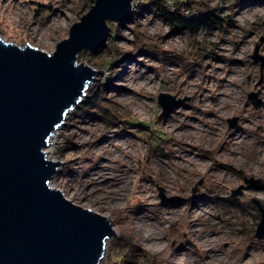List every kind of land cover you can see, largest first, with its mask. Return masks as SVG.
Here are the masks:
<instances>
[{
    "label": "rangeland",
    "instance_id": "1",
    "mask_svg": "<svg viewBox=\"0 0 264 264\" xmlns=\"http://www.w3.org/2000/svg\"><path fill=\"white\" fill-rule=\"evenodd\" d=\"M196 1L195 16L213 10L234 24L174 30L135 0V21H110L107 44L78 56L104 70L87 97L100 85L105 94L100 106L71 110L46 152L63 161L50 186L118 231L100 264H264L253 201L264 207V69L251 57L257 46L264 56V0ZM92 4L0 0V37L56 50ZM162 92L188 99L163 115ZM152 225L162 231L155 241L143 236ZM203 235L213 239L201 246Z\"/></svg>",
    "mask_w": 264,
    "mask_h": 264
},
{
    "label": "water",
    "instance_id": "2",
    "mask_svg": "<svg viewBox=\"0 0 264 264\" xmlns=\"http://www.w3.org/2000/svg\"><path fill=\"white\" fill-rule=\"evenodd\" d=\"M135 7V0H95L52 53L0 37V264H100L107 239L116 235L107 216L50 186L63 161L49 158L45 148L68 113L81 107L90 84L100 80L97 75H103V69L79 63L80 52L105 46L110 21L122 23ZM258 48L251 57L263 71ZM257 96L249 95L256 107ZM187 99L162 92V114ZM237 120L229 119L230 126ZM243 188L233 190V196ZM253 201L261 211L255 236L263 239L264 207Z\"/></svg>",
    "mask_w": 264,
    "mask_h": 264
},
{
    "label": "trees",
    "instance_id": "3",
    "mask_svg": "<svg viewBox=\"0 0 264 264\" xmlns=\"http://www.w3.org/2000/svg\"><path fill=\"white\" fill-rule=\"evenodd\" d=\"M92 1L93 3L95 2V0ZM196 2V0H171L168 3V0H148L146 6L156 11L162 20L172 27V29L189 31L191 34L196 33L200 29L212 30L217 26L224 29L226 25L233 24V21L229 18L215 15L213 10H209L206 16H195L196 6L194 4ZM135 20L136 13L134 12L130 18L122 23ZM104 94L105 89L100 85L91 92L78 109L82 110L95 108L97 105L100 106Z\"/></svg>",
    "mask_w": 264,
    "mask_h": 264
},
{
    "label": "bare ground",
    "instance_id": "4",
    "mask_svg": "<svg viewBox=\"0 0 264 264\" xmlns=\"http://www.w3.org/2000/svg\"><path fill=\"white\" fill-rule=\"evenodd\" d=\"M57 18H55V20H56ZM57 21V20H56ZM55 21V22H56ZM43 37V35L42 36H39V37H37L36 39H41ZM2 38V37H1ZM31 45V44H30ZM32 46H35V47H37L36 45H33L32 44ZM55 50H52V51H50V53H52V52H54ZM51 138H52V136H51ZM51 140V139H50ZM52 142V141H51ZM45 150H46V148H45ZM48 154V153H47ZM52 180L53 179H51V181L50 182H52ZM115 231L116 232H118L117 231V229H115ZM196 232H198V230L196 231ZM216 235L218 234L217 232L215 233ZM162 235V231H161V229H158L157 227H155V225H152L151 226V228H148V229H146L145 230V232H144V234H143V236L146 238V239H152L153 241H155V239L156 238H160V237H162L161 236ZM200 243H201V246H204V245H206V243L209 241V239H213V237L212 236H210V238H208L207 237V235H203V236H201L200 238ZM149 249H151V250H154V251H160V250H162L163 248H164V246L162 245V244H160V243H157V242H152V243H148L147 245H146ZM213 249V248H212ZM214 250V249H213ZM181 251H183V249H181ZM181 263H182V261H180Z\"/></svg>",
    "mask_w": 264,
    "mask_h": 264
},
{
    "label": "built area",
    "instance_id": "5",
    "mask_svg": "<svg viewBox=\"0 0 264 264\" xmlns=\"http://www.w3.org/2000/svg\"><path fill=\"white\" fill-rule=\"evenodd\" d=\"M169 2H171V0H168V3H169ZM135 3H136V2H135ZM136 4H137V3H136ZM233 24H234V23H233ZM233 24H232V25H233ZM62 126H63V125H62ZM62 126H60L59 128H61ZM59 128H58V129H59ZM55 132H56V131H55ZM53 134H54V133H53ZM50 141H51V140H50Z\"/></svg>",
    "mask_w": 264,
    "mask_h": 264
}]
</instances>
